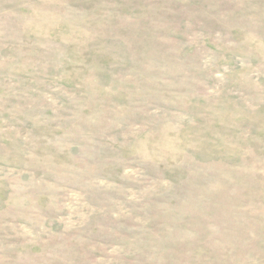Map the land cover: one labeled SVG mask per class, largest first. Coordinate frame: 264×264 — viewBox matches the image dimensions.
<instances>
[{
    "label": "rangeland",
    "instance_id": "obj_1",
    "mask_svg": "<svg viewBox=\"0 0 264 264\" xmlns=\"http://www.w3.org/2000/svg\"><path fill=\"white\" fill-rule=\"evenodd\" d=\"M0 264H264V0H0Z\"/></svg>",
    "mask_w": 264,
    "mask_h": 264
}]
</instances>
